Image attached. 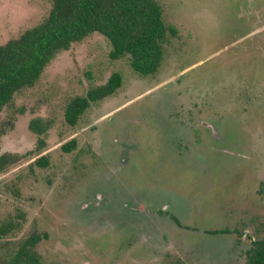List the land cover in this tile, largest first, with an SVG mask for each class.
Segmentation results:
<instances>
[{"label": "rangeland", "instance_id": "obj_1", "mask_svg": "<svg viewBox=\"0 0 264 264\" xmlns=\"http://www.w3.org/2000/svg\"><path fill=\"white\" fill-rule=\"evenodd\" d=\"M156 1L176 35L155 73L93 32L0 113V155H21L0 170V224L7 240L41 234L43 264H245L264 235V0ZM50 7L0 0V44ZM114 71L120 87L69 125V99Z\"/></svg>", "mask_w": 264, "mask_h": 264}, {"label": "trees", "instance_id": "obj_2", "mask_svg": "<svg viewBox=\"0 0 264 264\" xmlns=\"http://www.w3.org/2000/svg\"><path fill=\"white\" fill-rule=\"evenodd\" d=\"M47 1L51 7L42 21L0 44V113L13 103L17 93L34 85L59 51L69 49L93 32H99L109 40L111 59L128 56L131 67L141 75L157 71L163 43L168 36L176 35V28L164 21L156 0ZM121 80L120 72L114 71L106 82L89 88L85 95L71 97L64 111L65 121L71 126L77 124L91 103L113 94ZM7 123L12 126V120ZM48 126V121L41 118L29 122V128L39 135L45 133ZM4 132L5 128H0V135ZM43 145V139L39 137L37 147ZM61 148L71 151L75 148V139L66 141ZM20 159V154L0 155V170ZM34 163L46 167L47 155L37 157ZM13 225L11 219L0 224V264H43L35 251L42 235L33 231L26 237L7 240L4 237ZM245 264H264V235L252 240Z\"/></svg>", "mask_w": 264, "mask_h": 264}]
</instances>
